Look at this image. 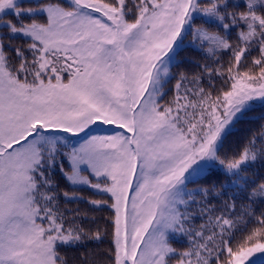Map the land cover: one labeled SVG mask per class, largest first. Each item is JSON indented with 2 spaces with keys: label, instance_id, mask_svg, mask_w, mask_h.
Masks as SVG:
<instances>
[{
  "label": "snow or ice",
  "instance_id": "6c2138e0",
  "mask_svg": "<svg viewBox=\"0 0 264 264\" xmlns=\"http://www.w3.org/2000/svg\"><path fill=\"white\" fill-rule=\"evenodd\" d=\"M257 106L264 0H0V264H264Z\"/></svg>",
  "mask_w": 264,
  "mask_h": 264
},
{
  "label": "trees",
  "instance_id": "16d2710c",
  "mask_svg": "<svg viewBox=\"0 0 264 264\" xmlns=\"http://www.w3.org/2000/svg\"><path fill=\"white\" fill-rule=\"evenodd\" d=\"M264 124V108L257 106L253 111L247 114L244 122L237 125V130L229 138L230 143L242 142L253 131H259L260 126ZM108 127V126H103ZM191 186V185H190ZM87 194V193H85ZM106 213H97L101 215Z\"/></svg>",
  "mask_w": 264,
  "mask_h": 264
}]
</instances>
